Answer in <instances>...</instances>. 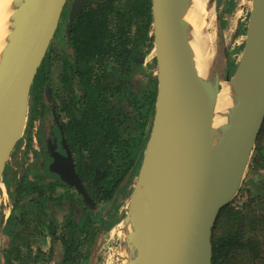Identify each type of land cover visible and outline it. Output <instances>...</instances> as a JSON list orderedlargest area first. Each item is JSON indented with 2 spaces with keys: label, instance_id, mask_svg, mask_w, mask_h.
<instances>
[{
  "label": "water",
  "instance_id": "95a60500",
  "mask_svg": "<svg viewBox=\"0 0 264 264\" xmlns=\"http://www.w3.org/2000/svg\"><path fill=\"white\" fill-rule=\"evenodd\" d=\"M87 1L75 0L71 23ZM66 2L25 0L0 58L1 181L24 132L32 84ZM153 4L158 90L131 196L141 190L145 208L135 214L128 207L124 218L147 224L134 236L140 250L132 258L126 251L131 241L123 235L125 264H212L217 219L239 193L264 125V0L253 1L243 57L232 79L229 74L223 79L220 68L199 67L187 0ZM231 81L236 82L233 104L218 124L222 86ZM52 168L75 173L72 165Z\"/></svg>",
  "mask_w": 264,
  "mask_h": 264
},
{
  "label": "flooded vegetation",
  "instance_id": "af4514ba",
  "mask_svg": "<svg viewBox=\"0 0 264 264\" xmlns=\"http://www.w3.org/2000/svg\"><path fill=\"white\" fill-rule=\"evenodd\" d=\"M74 2L75 0H67L60 17V28L57 30L60 49L58 51L56 47L55 51L58 52L60 61L56 63V68L58 66L60 71L51 70L48 61L46 63V59H43L32 84L29 120L23 141V148L27 149L28 153L21 163L25 173L18 176L13 168L7 166L4 182L5 188L10 191L13 203L18 207L38 203L41 213L38 212L36 215L25 207L26 211L22 214L28 222L34 221L35 219H31L34 216H42L41 234L47 235L50 246L47 247L48 250L40 248L41 254L47 251L52 254L55 241L62 240L57 238V235H60L58 231L63 225H67L63 227V231L69 225L75 227L76 231L70 235L79 238L78 252L83 250V237H85L83 235H87L86 233L90 231L94 218L100 215L99 221L105 224L102 210L119 197L125 182L138 167L140 169L149 138L146 135L150 124L145 127L141 135L136 134V137L130 134L129 128L124 124L125 99L133 91H125V80L127 77L135 79L139 73L135 71L136 73L131 75L126 66H120L117 72L109 69L114 65L128 64L129 59H135L138 64H152L154 57L148 62L147 56L140 50L127 59L125 55L120 54L121 50H116L111 56L105 55L103 58L92 57L89 63L91 68L88 75L89 82L98 89L108 87V97L104 100H108L109 104H100L101 113L111 120L108 126L118 127L116 131L108 128L105 132L99 131L95 135L94 129L83 118V112L78 110L84 104L82 90L85 88H82L80 83L78 62L75 52L69 46L68 38L73 36L74 28L84 12L92 9L104 11L106 5L111 3L112 6L107 8V18L104 22L109 30L105 38L106 42H111L114 47H120L127 41V48L133 49L141 44V32L148 26L147 12L142 7H147L152 0H88L71 23L70 12ZM144 36L147 40L148 36L145 34ZM151 90L153 94L155 93L154 119L158 86L157 89L154 86ZM132 155L135 156L136 161L131 165L128 173L123 175L119 184L115 186L116 182H113V187L110 188L112 175L123 172L117 169L116 161L125 157L130 158ZM25 159L27 160L24 163ZM16 162L10 161L9 164L13 165ZM53 163H56L60 169L61 167L67 169L72 165L75 173L62 174L52 168ZM77 179L80 180V187L75 183ZM112 188H116L114 193H109ZM61 235L68 239L72 238L68 233ZM61 245L63 250L60 260L54 264L60 263L65 251L66 247L64 244ZM30 252L31 250L28 251ZM28 253L23 255V259L28 255L31 256Z\"/></svg>",
  "mask_w": 264,
  "mask_h": 264
},
{
  "label": "trees",
  "instance_id": "16d2710c",
  "mask_svg": "<svg viewBox=\"0 0 264 264\" xmlns=\"http://www.w3.org/2000/svg\"><path fill=\"white\" fill-rule=\"evenodd\" d=\"M111 6L112 4L108 3L104 11L92 9L84 12L74 28L73 36L68 38L69 46L75 52L78 62V71L81 74L80 83L82 88H85L82 90L84 104L78 110L83 112V118L94 129L95 135L99 131L105 132L108 128H111L109 130L116 131L118 127L116 125L112 127L108 126L111 120L101 113L100 104H109L108 100H104L108 97V87L105 86L98 89L93 87L92 83L89 82L88 75L91 69L89 63L92 57L100 56L103 58L105 55L111 56L116 50H121L120 54L125 55L126 59L130 55H135L138 50L147 56L156 38L154 4L152 0V2L147 4V7H142L147 12L148 26L145 31L142 30L141 32V44L135 46L133 49H128L127 41L125 40L120 47H114L111 42L107 43L105 38H107L109 30L104 22L107 18V8ZM144 34L148 36L147 40ZM155 57L152 59V64H138L135 59H129L128 64L114 65L109 69L110 71L117 72L120 66H126L131 75H134L135 71L139 73V76L135 79L127 77L125 80V91H133L125 99L124 124L129 128L130 134L135 135V137L136 134L141 135L145 127L150 124L146 135L148 137L153 122L155 93L153 94L151 89L154 86L157 89L159 75L158 59L157 56ZM98 96L103 100L98 98ZM149 118H151L150 122ZM134 161H136L134 155L130 156V158L125 157L116 161L117 169L123 172L122 174L120 173L121 175L119 173L112 175L110 188L113 182H116L115 186L119 184L123 175L125 176L128 173ZM249 166H252L256 170L264 168V125L257 139ZM263 180L264 178H259L256 181L249 180V194L240 209H237L230 203L221 210L213 233L212 264H264ZM115 189L112 188L109 190V193ZM78 226L80 227V225ZM61 238L66 248L59 264H74L78 258L79 238Z\"/></svg>",
  "mask_w": 264,
  "mask_h": 264
},
{
  "label": "rangeland",
  "instance_id": "374dc122",
  "mask_svg": "<svg viewBox=\"0 0 264 264\" xmlns=\"http://www.w3.org/2000/svg\"><path fill=\"white\" fill-rule=\"evenodd\" d=\"M253 1L215 0L213 3L215 11L214 23L206 30L209 35L207 54L209 56L210 66L217 70L220 68L223 79H225L226 74H229L232 79L238 71L240 61L243 57ZM59 28L58 24L57 30ZM57 30L44 56L46 63L48 61L47 64L51 67L50 69L55 72L60 71L58 66L56 68V63L60 61L59 55H57L58 52L55 51L56 47L58 51L60 49ZM155 56H157V51L153 45L149 49L147 61L149 62L150 58ZM27 116L24 132L6 163L2 181H0V264H54L60 260V254L63 250V246L61 245L63 244L62 240L57 239L52 254L50 251L42 254L39 252L40 248L43 247L45 250V248L47 249L50 246L49 242H47V235L41 234L40 220L42 216H34L31 219L35 220L28 222L22 214V212L26 211L25 207H28L31 212H35L36 215L38 212L41 213L38 203L18 207L13 203L10 191L4 185L7 166H10L11 169L13 168L18 176L25 173L21 163L28 153V150H24L23 148V141L29 120V110ZM14 160L17 162L13 165L9 164L10 161ZM26 160H24V163ZM138 173L139 167L125 182V187L119 197L110 206L107 205L106 209L102 210L104 212L103 219L105 224H101L99 221L100 215L94 218L90 231L86 233L87 235H83L85 236L83 237V250L78 252V258L74 264L126 263V253L123 252L122 245L124 218L128 213V204L134 192ZM259 178H264V168L256 170L252 166H249L241 189L232 205L236 203L240 207L242 202L243 206L249 194V180L256 181ZM64 226L67 225H63L59 229L58 233L60 235H57V238H61L62 233H68L69 237H73L70 233L76 231L75 227L69 226L63 231ZM48 236L50 238V235ZM29 250H31L30 253H28ZM27 253L31 254V256L29 257L28 255L23 259V255Z\"/></svg>",
  "mask_w": 264,
  "mask_h": 264
},
{
  "label": "bare ground",
  "instance_id": "6f19581e",
  "mask_svg": "<svg viewBox=\"0 0 264 264\" xmlns=\"http://www.w3.org/2000/svg\"><path fill=\"white\" fill-rule=\"evenodd\" d=\"M187 1L191 6L189 21L192 24L194 30L193 41L197 50L199 67L201 70L208 69L210 67V60L207 54L209 35L206 30L211 24L214 23V0ZM24 4L25 0H0V58L3 56L7 45L10 43L12 32L18 22ZM235 85L236 82L231 81L226 82L222 86L221 94L217 103L218 124H222L226 121V115L229 111L228 109L233 104L230 94L234 92ZM141 198L142 192L139 190L135 192L133 198H131L128 204L130 210L135 214L142 213L143 209L145 208ZM146 224L147 223L145 220H139L134 224H131L128 218L124 223L123 235L131 241L129 247L126 248V251L129 253V257L131 258L134 257L135 254L140 250V244L134 239V236L144 229Z\"/></svg>",
  "mask_w": 264,
  "mask_h": 264
},
{
  "label": "built area",
  "instance_id": "2783aa9c",
  "mask_svg": "<svg viewBox=\"0 0 264 264\" xmlns=\"http://www.w3.org/2000/svg\"><path fill=\"white\" fill-rule=\"evenodd\" d=\"M233 206H235L237 209H240V208H241V206H242V202H241V204H240V207H239V206H237V205H236V203H235V205H233Z\"/></svg>",
  "mask_w": 264,
  "mask_h": 264
}]
</instances>
